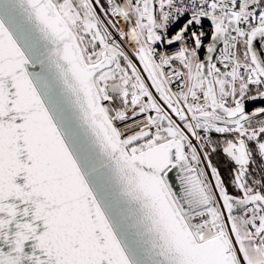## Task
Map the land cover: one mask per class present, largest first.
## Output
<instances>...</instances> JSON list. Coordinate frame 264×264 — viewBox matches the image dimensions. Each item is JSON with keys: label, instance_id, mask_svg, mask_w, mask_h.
<instances>
[{"label": "snow or ice", "instance_id": "1", "mask_svg": "<svg viewBox=\"0 0 264 264\" xmlns=\"http://www.w3.org/2000/svg\"><path fill=\"white\" fill-rule=\"evenodd\" d=\"M258 117L264 0H0V264H264Z\"/></svg>", "mask_w": 264, "mask_h": 264}, {"label": "flooded vegetation", "instance_id": "2", "mask_svg": "<svg viewBox=\"0 0 264 264\" xmlns=\"http://www.w3.org/2000/svg\"><path fill=\"white\" fill-rule=\"evenodd\" d=\"M222 160H221V163H217V166L219 167L220 169V172H221V175L225 178V180L227 181L228 178H229V174L232 170V168L234 167V165L232 164L231 161H229L222 153ZM254 159L256 160V163L254 165L251 166V168H254V166L259 167L260 168V161H259V158L258 157H254ZM255 169V168H254ZM226 170H227V173H226ZM251 170V169H250ZM257 171V169H256Z\"/></svg>", "mask_w": 264, "mask_h": 264}, {"label": "built area", "instance_id": "3", "mask_svg": "<svg viewBox=\"0 0 264 264\" xmlns=\"http://www.w3.org/2000/svg\"><path fill=\"white\" fill-rule=\"evenodd\" d=\"M118 26L123 27L122 22H121ZM208 28H209V25H204V30H205V31H208ZM117 39H118V37H117ZM206 42H207V40H206ZM121 44H122V46L126 47V50H128V46L125 45L123 41H121ZM158 48H159V50H166V51H168L169 53H171V52L175 51L176 46H175V45H173V46H171V47H160V46H158ZM203 55H204V53L201 52V53H200L201 58L203 57ZM172 87H173L174 89H176L177 86H176V84H173ZM257 107H258V106H257ZM253 109H254V108H252V109H250V110H247V111L250 112V111L253 110ZM258 118H264V117H258Z\"/></svg>", "mask_w": 264, "mask_h": 264}, {"label": "trees", "instance_id": "4", "mask_svg": "<svg viewBox=\"0 0 264 264\" xmlns=\"http://www.w3.org/2000/svg\"><path fill=\"white\" fill-rule=\"evenodd\" d=\"M216 138H217L216 134H213V139H216ZM222 158H223V156H222V151H220V150L218 149V150H217V153L213 155V162H214L215 164H217V163L220 164ZM254 168H255V175L258 177V176H259V173H260V168H259V167L256 168V166H254ZM256 169H257V171H256ZM226 173H227V170H226Z\"/></svg>", "mask_w": 264, "mask_h": 264}, {"label": "water", "instance_id": "5", "mask_svg": "<svg viewBox=\"0 0 264 264\" xmlns=\"http://www.w3.org/2000/svg\"><path fill=\"white\" fill-rule=\"evenodd\" d=\"M205 25H209L208 23H205ZM261 101L256 102H246V110H250L252 108H255L257 106H261Z\"/></svg>", "mask_w": 264, "mask_h": 264}]
</instances>
